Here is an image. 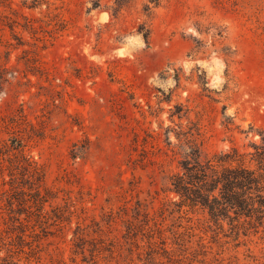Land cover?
Here are the masks:
<instances>
[{
  "label": "rangeland",
  "instance_id": "obj_1",
  "mask_svg": "<svg viewBox=\"0 0 264 264\" xmlns=\"http://www.w3.org/2000/svg\"><path fill=\"white\" fill-rule=\"evenodd\" d=\"M261 150L264 0H0V264H264L172 191Z\"/></svg>",
  "mask_w": 264,
  "mask_h": 264
},
{
  "label": "trees",
  "instance_id": "obj_2",
  "mask_svg": "<svg viewBox=\"0 0 264 264\" xmlns=\"http://www.w3.org/2000/svg\"><path fill=\"white\" fill-rule=\"evenodd\" d=\"M254 157L255 168L242 161L234 164L236 160L230 158L221 160L218 166L208 162L188 168L185 178L174 179L172 191L200 203L211 217L233 220L227 212L232 211L237 221L264 228V151H258ZM216 191L218 197L214 195Z\"/></svg>",
  "mask_w": 264,
  "mask_h": 264
}]
</instances>
